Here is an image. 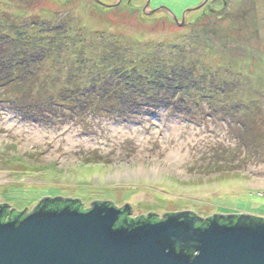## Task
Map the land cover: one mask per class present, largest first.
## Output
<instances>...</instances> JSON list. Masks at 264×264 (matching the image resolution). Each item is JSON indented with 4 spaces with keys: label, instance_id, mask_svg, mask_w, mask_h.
<instances>
[{
    "label": "rangeland",
    "instance_id": "obj_1",
    "mask_svg": "<svg viewBox=\"0 0 264 264\" xmlns=\"http://www.w3.org/2000/svg\"><path fill=\"white\" fill-rule=\"evenodd\" d=\"M100 1L0 0V203L264 218V0ZM126 59L194 67L213 100L125 122L93 81Z\"/></svg>",
    "mask_w": 264,
    "mask_h": 264
},
{
    "label": "water",
    "instance_id": "obj_2",
    "mask_svg": "<svg viewBox=\"0 0 264 264\" xmlns=\"http://www.w3.org/2000/svg\"><path fill=\"white\" fill-rule=\"evenodd\" d=\"M50 198L8 221L0 210V264H264L263 217L202 218L183 210L153 222L152 215H159L149 212L147 219L134 224L125 219L118 226L131 214L129 203L118 207L112 200L93 199L87 211L70 206L53 210L48 208Z\"/></svg>",
    "mask_w": 264,
    "mask_h": 264
},
{
    "label": "trees",
    "instance_id": "obj_3",
    "mask_svg": "<svg viewBox=\"0 0 264 264\" xmlns=\"http://www.w3.org/2000/svg\"><path fill=\"white\" fill-rule=\"evenodd\" d=\"M37 38V37H35ZM13 39V38H12ZM16 40V39H14ZM34 41V40H33ZM37 42V40H35ZM37 48V47H36ZM118 52L122 54V50L118 49ZM114 53V52H113ZM17 53L8 57L11 61L5 66L7 70L9 67L16 68L20 64L16 63ZM50 56V55H48ZM34 57L38 59V62L34 61ZM43 55L28 54L27 59L24 58V63L28 60L30 65H40ZM103 64H108L109 60L106 59ZM107 62V63H106ZM125 64L121 67H114L108 69L107 67L102 70V75L94 79V87L99 88V91H95L100 97L106 98L111 102L107 103V110L113 114L117 112L118 118H122L125 122L132 121L133 116L141 114L146 108H173L175 111L194 112L203 105V101H212L208 90L204 88L202 80L197 79L194 72V67H187L186 64H182L181 71L177 69L180 64H174L176 66L169 65V73L165 72V65H157L156 67H139L129 65L127 59ZM23 65L21 64V67ZM175 67V68H174ZM171 72V73H170ZM6 73V71H5ZM4 73V74H5ZM74 76L71 74L68 77L72 80ZM161 79V80H160ZM80 88L79 86H76ZM68 88V87H66ZM116 104V105H115ZM145 112V111H144ZM264 157V156H263ZM262 157V158H263ZM48 208L53 210H61L67 206L80 211H87L84 204L79 199H65V198H50L47 202ZM1 209L4 213V221H8L20 212L11 209L10 205L2 204ZM27 213H25L26 216ZM257 217V216H255ZM263 219L261 217H257ZM127 219L129 223H136L143 219H147V216L142 217H130L126 215L125 218H121L118 226L124 224V220ZM161 218L153 214L151 221L158 222ZM190 253L195 254V250H191Z\"/></svg>",
    "mask_w": 264,
    "mask_h": 264
},
{
    "label": "flooded vegetation",
    "instance_id": "obj_4",
    "mask_svg": "<svg viewBox=\"0 0 264 264\" xmlns=\"http://www.w3.org/2000/svg\"><path fill=\"white\" fill-rule=\"evenodd\" d=\"M209 1V0H208ZM149 3V2H148ZM150 3H151V0H150ZM166 10L168 11V12H170L169 11V8H166ZM3 203H0V206L2 205ZM0 210H1V207H0Z\"/></svg>",
    "mask_w": 264,
    "mask_h": 264
}]
</instances>
